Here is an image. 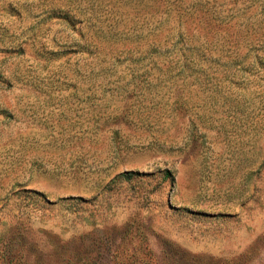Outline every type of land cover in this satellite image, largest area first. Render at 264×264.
<instances>
[{"label":"rangeland","instance_id":"rangeland-1","mask_svg":"<svg viewBox=\"0 0 264 264\" xmlns=\"http://www.w3.org/2000/svg\"><path fill=\"white\" fill-rule=\"evenodd\" d=\"M0 264H264V0H0Z\"/></svg>","mask_w":264,"mask_h":264},{"label":"trees","instance_id":"trees-1","mask_svg":"<svg viewBox=\"0 0 264 264\" xmlns=\"http://www.w3.org/2000/svg\"><path fill=\"white\" fill-rule=\"evenodd\" d=\"M134 174H138V173H132V172H127V173H122L120 176L117 177V179H120V178H125V179H130L132 175Z\"/></svg>","mask_w":264,"mask_h":264}]
</instances>
